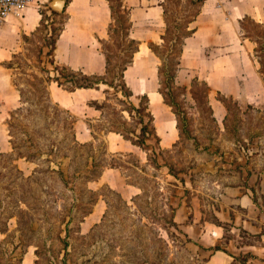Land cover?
Segmentation results:
<instances>
[{
	"label": "rangeland",
	"instance_id": "1",
	"mask_svg": "<svg viewBox=\"0 0 264 264\" xmlns=\"http://www.w3.org/2000/svg\"><path fill=\"white\" fill-rule=\"evenodd\" d=\"M78 1L73 0L64 11L50 6L58 14H53L46 5L41 6L40 9L46 13L48 27L42 26L35 34L26 33V41L21 36L19 55L13 57L14 65L20 64L13 70V81L23 86L29 99L26 105L31 108L30 122L24 120L26 127L35 130L34 136L39 145L44 139L56 138L55 144L62 147L61 151L54 148V155L37 153L35 160L18 157L10 140L8 124L9 110L18 98L8 104L4 92L0 95V225L7 223L9 227L0 241V264H20L21 259H24L23 264H65L64 258L69 264H148L141 263L144 258L159 264H211L208 261L210 251L203 249L211 245V239L206 229L201 238L200 228L207 224H221L226 229H230L232 224L240 227V224L223 217L228 216L229 211L234 215L245 210L240 204H230L226 189L234 184L244 185L243 189L252 186L251 193L260 207L258 209L264 211V86L256 73L258 71L262 77L259 69L264 68L257 54H264V51L261 52L259 43L254 40L264 41V20L260 22L251 16L244 18L246 30L241 28L240 21L237 22L235 26L239 36L231 43L219 40L213 25H210L215 21L204 19L201 15L197 22L189 23L188 26L197 25L199 29L187 40L173 88L169 87L166 76L162 83L159 82L160 59L150 47L152 41L140 40L141 51L134 65L126 71V79L135 90L131 98L133 102L137 103L139 96L148 92L149 110L154 113L160 138L151 136L145 147H141L124 140L114 130L115 124L122 125L121 108L128 103L122 92L110 90L104 116L95 118L98 112L88 106L86 98L100 96V92H70L58 86L56 81L47 82L48 75L62 71L50 62L51 56L45 53L47 46L40 54L51 25L58 30L69 19L76 20L78 17V21L67 26L66 33L70 27L83 28L86 24L82 25V22L91 21L87 31L92 32L90 40L95 37L91 60L99 58L103 46L94 36V28L98 29V38L108 45L113 58L121 51L119 34H110V22L116 21L109 8L102 3L107 1L82 0V6ZM112 1L119 3V0ZM166 1L169 8L167 18L171 25L168 37H171L176 30L175 25L180 27V32L187 29L186 24L194 18L197 5L189 1ZM47 3L50 5V2ZM117 12L126 18L123 8ZM219 14L224 16L222 11ZM164 25L144 16L135 29L165 32ZM133 35H138L137 31ZM68 36L70 42L73 38L78 39L81 45L88 42L87 37H82L81 41L78 37ZM244 36L247 38L243 39ZM251 41L256 42L249 52L254 65L248 57L253 73H250L245 58L239 56L251 47ZM153 42L161 44L160 50L171 57L170 63L173 64L177 54L170 49L171 43L161 38ZM175 42L178 47V42ZM61 43V48L67 49L69 43ZM256 48H259L257 53ZM81 55L82 46L79 51L64 56V60L77 67L82 63ZM224 57L226 59H222ZM45 68H50L51 72ZM242 68L249 71L240 74ZM195 76L205 79L211 87L208 100L217 122L212 120L207 98L200 107L192 96ZM44 86H48L54 101L58 99L61 103L57 102L65 110L53 112L52 103L44 95ZM184 86H187L186 91ZM223 96L228 98V107L220 99ZM165 97L168 100L174 98L184 111L189 122V134H180L176 114ZM45 103L48 105L47 119H44L40 109ZM68 113L75 116L74 128L82 140L79 141L94 143H62V138L65 139L70 130ZM125 126L133 127V124ZM90 133L97 134V138ZM16 139L20 145L25 143L23 133ZM45 145L41 148L45 149ZM94 155L104 164L110 159L121 164L106 166L97 179L85 182L84 170L94 168ZM155 156L160 165L154 163ZM15 164L25 176L31 175L29 180L22 177ZM168 164L178 172L177 176L170 173ZM109 187L120 192L128 205ZM87 188L96 190L98 199L92 206V212L81 220L93 200ZM105 197L110 200L109 206ZM194 205L196 214L201 212L203 216V225L194 228L183 226L192 221ZM105 211H108L107 217L102 223ZM9 213L15 215L7 218ZM173 215L176 224L171 223ZM96 223L100 224L92 230ZM66 225H69V235L66 234ZM90 232L92 236H83ZM237 232L243 237L235 236L233 232L235 242L254 241V236L242 228ZM227 234L230 233L227 231ZM62 239L69 241L67 249ZM216 245L225 246V239Z\"/></svg>",
	"mask_w": 264,
	"mask_h": 264
},
{
	"label": "trees",
	"instance_id": "2",
	"mask_svg": "<svg viewBox=\"0 0 264 264\" xmlns=\"http://www.w3.org/2000/svg\"><path fill=\"white\" fill-rule=\"evenodd\" d=\"M181 1H183V0H181ZM188 1L191 2L192 4L197 5L196 11L194 13V17H195V15H197L199 13V11L201 10V5H202L203 0H188ZM108 2H109L110 9H111L112 18H113V20L116 21V22H114V21L110 22L109 30H110L111 36H113V33L119 34L118 46L121 50L120 53L117 54L115 56V58H113V56L110 54V52L108 50V45L106 46L105 42L103 40H101V38H98V41H100L101 44L103 45L101 49H102V52L104 53L105 58H106V67H105L104 73H87L80 68L75 69L69 65L61 64L56 57L55 49H56L57 40H58V38H59L64 27L61 26L57 30L54 26L51 25L49 35L46 38V42L42 46L40 54L43 52V48L45 46H47L48 49L45 53L51 56L50 62L52 64H54V67L57 70L62 68V71H59V73H57L53 76L51 74L48 75L47 76L48 77L47 82L49 83L52 80L56 81L60 86L66 88V89H69V90H74V89L80 88V87L100 88L101 84L107 85V87L104 89L108 93L107 97L105 99H92L91 101H89V103L91 105H94L96 108L101 110L102 113H101L100 118L104 116L106 106L109 103L108 102V98L110 97L109 90L115 89L116 92H119V91L122 92L123 95L127 98L128 103L123 108H121V119L123 118V120L121 121L122 125H119V124L116 125L115 124L113 126L114 130H116L118 133H120L124 138L132 141L134 144H137L141 147H145V145L147 144V140L149 138H151V136L157 138L158 140L160 139L159 135L157 134V131H156L154 114L152 113L151 110H149L150 99H149V96L147 93H143L139 96V102L134 103L131 100V96L133 95V90L130 87V85L128 84L126 77H125L126 69L133 63L135 53L139 50L140 40L131 36L130 31H131V27H132V19L130 16V8L127 5H125L124 0H119L118 4H115L112 0H108ZM163 5H164V12H165L166 28H165V32L162 34V39H163V41L170 42L171 43L170 49H172V51L177 54L174 61H173V64L170 63L171 57L168 56L165 52H163L162 49L160 50V45H161L160 43H156V42L152 41V42H150V47L156 53L155 55L160 59V63L158 65L159 82L162 83L164 76H166L169 87L173 88V86H176L175 78H176V75H177L179 67H180V62H181V57H182V53H183L185 39L189 35H192L194 30H195L194 27L188 26L189 22H191L194 18L188 20V22L186 24L187 29L184 30L183 32H180L181 31V30H179L180 27L178 25H175L176 30L174 31V33L172 34L171 37H168V34L171 31V28H170L171 25L169 24L168 18H167L169 8L167 5V2H163ZM121 8L124 9V11L126 13V18H124L121 14H118L117 11H118V9H121ZM40 12L42 14L40 24L31 33L35 34L37 31L41 30L42 26H45L46 28L48 27L45 23V21L47 20L46 13L44 11H42L41 9H40ZM51 12L53 14L59 13L56 10H54L53 8H51ZM247 17L249 18L250 16L246 15L239 20L241 28H243L245 30H246V27L244 24V18H247ZM245 36H248V35H245ZM22 37H23L24 41H26L28 38V34L23 33ZM254 40L257 43H259L261 52L264 51V41H261L258 38H255ZM175 41L178 42V47H176L174 45ZM258 50H259V48L255 49L256 53L258 52ZM17 53H15L13 57L19 55ZM257 56H258L259 61L261 63V67L264 68V54L259 53V54H257ZM113 60H115V63H113ZM14 63H15L14 58H12L8 62V66L12 67L13 70L20 66V64L14 65ZM173 65H174V67H173ZM45 69L48 72H51L50 68H45ZM263 70L261 68L259 69V71L262 73V79L264 81V73H263L264 71ZM13 73H14V71H13ZM14 83L16 84V87L19 90L20 104L17 107H15L13 110L10 111L11 116L8 120V124H9V134L11 136L10 140L12 142L13 148L17 152L16 153L17 156L18 157H22V156L24 157L25 156L29 160H35L36 159L35 155L37 153L42 152V153H46L48 155H51V154L54 155V151H55L54 148H56L58 151H61L62 147L55 144L56 138L49 137L48 140L44 139L41 142H39L42 144L39 145L37 143V140L34 136L35 130L34 129L29 130L26 127V122L27 123L30 122L29 113L31 112V108L26 105V103L29 102V99L27 98V96L25 94L23 86H20L17 83V81H15V80H14ZM199 83H201L203 86H200ZM48 86H44V90L46 92L44 95L52 103V108L54 109L53 112H56L57 110H65L62 108V106L60 105L59 102L54 101L52 94H51V91L48 90L49 89ZM184 87H185V91H186L187 86H184ZM40 88H42V87H40ZM210 90H211V87L205 79H200L199 76H195L193 78L192 88H191V93H192L193 98L197 101V104L200 107L203 105V103H205V99L207 98V105L211 111L212 120L214 122H217V118L214 115L213 107H212L210 101L208 100ZM173 96L175 97V95H173ZM220 99L227 107L229 106V104L227 102L228 98L226 96H223ZM165 101L172 106V111L176 114L177 127L179 129L180 134H184L185 132H186V134H189V130H190V128L188 127L189 122L187 121V116L183 113L184 111L181 110V107L179 105H177L174 98H172V100H168V98L165 97ZM47 108H48V105L46 103L43 106H40L41 113L45 116L44 119H47L46 118L47 117V110H46ZM124 111H126L127 114ZM68 114L70 117L68 129H70V130L68 131L69 132L68 136H66L65 139L62 138V143L67 144V145H71L72 142L75 144H82V145L94 143V141H89V142H80L79 141V139L76 136V131L74 128L75 116H73L70 113H68ZM64 117L67 118V116H64ZM131 124H133V127L125 126V125H131ZM109 130H111V129H109ZM20 133H23L25 135V143H23V145L18 144L17 139H16ZM93 135L95 138H97V134L93 133ZM41 145H43V146L45 145V149H42L43 147L41 148ZM22 147H25L26 150L22 151L21 150ZM105 153H106V151H105ZM148 157L152 158V156L151 155L149 156V154H148ZM153 161H154V163H156V165H160L158 162V158L156 156L153 158ZM92 163H93L94 168H92L90 170L89 169L84 170L85 182H88L89 180H92V179H97L102 172V168H104L106 166H119L121 164L119 161H117V160L113 161L111 159L108 160L104 164L100 160H98L97 156H95V155H94V159H93ZM15 166L17 167L19 172L22 174L23 178H25L27 180L30 179L31 175L25 176L24 171L20 167H18V165L15 164ZM96 167H100L101 169H96ZM172 169H173V167L171 165L170 166V173L177 176L178 172H176L175 170H172ZM81 170L82 169H77V171H81ZM59 172L62 173V170H59ZM181 179H183V178H181ZM129 182H131V181H129ZM131 183H133V182H131ZM249 187L253 189L252 186H249ZM87 189L89 190L90 194L93 195V200L91 202L92 204L89 207V209L86 210L84 215L81 217V220L84 219L85 215L92 212V206L94 205V203H96V201L98 199V193L96 192V190H92L90 188H87ZM110 189H112V188H110ZM142 189H144V186H142ZM112 190L115 191L114 189H112ZM115 192L120 197V199H122L120 192H117V191H115ZM137 195L139 196V194H137ZM105 199H106V202L109 206L110 200L107 197H105ZM122 200H123L124 204L128 205L126 199H122ZM172 208L175 210L174 206ZM107 212L108 211H105L103 214V217L101 219L102 223L105 221V219L107 217ZM7 215H8L7 218H9L15 214L9 213ZM69 222L70 221H68L67 223H69ZM171 223H173V224L177 223L175 218H174V215L172 216ZM99 224L100 223H96L91 229L92 230L95 229V227ZM8 229H9V227H8L7 223H5V225H0V231L1 232L5 233L8 231ZM91 233L92 232H90L89 234H85L83 236L84 237L89 236V235H91ZM66 234L69 235V225H66ZM62 240L64 242V248L67 249V247L69 245V241L67 239H62ZM213 247L214 248H220L219 245H215ZM37 252L39 253V251H37ZM64 262H65V264H69L67 262L66 258H64ZM145 262H147L148 264H159L158 262H150V261H148V259H145V258L141 260V263H145Z\"/></svg>",
	"mask_w": 264,
	"mask_h": 264
},
{
	"label": "crops",
	"instance_id": "3",
	"mask_svg": "<svg viewBox=\"0 0 264 264\" xmlns=\"http://www.w3.org/2000/svg\"><path fill=\"white\" fill-rule=\"evenodd\" d=\"M72 1L73 0L66 1L64 10L66 9V7L70 5ZM93 1L94 0L92 1L89 0V2H93ZM106 1L107 3L105 1H103L102 3H104L109 8V12H110L111 9L108 0ZM183 1H188V0H183ZM47 2H50V5ZM78 2L81 3V6L83 5L82 0H79ZM163 2H167V1L166 0H124L125 5H127L130 8V16L132 19V27L130 33L132 37L138 40L148 39L150 41L157 40V38L162 39V34L164 33V31L161 32L160 30L157 31L154 29H148V31H145L144 29L137 30V28L135 29V26L137 25L138 21L142 20L143 17L145 16V18L147 17L149 18L150 21L151 20L155 21L157 24L164 23L165 24L164 28H166ZM44 5L48 7V10H51L52 7L51 0H31L29 3H27L25 6L21 8H13L8 13L6 18L0 21V88L2 87V89H0V95H2L1 92H4L5 95L4 97H6L5 102L8 104L14 101L16 98H18V102L9 110V112L20 104V94L12 78L13 68L8 66V62L13 58L14 54L18 52L19 46L22 45V39H21L22 34L31 33L40 24V20L42 17V14L40 12V7ZM221 11L224 13V16H221L219 14V12L221 13ZM227 12L229 13V15L227 14ZM201 15L203 16L204 19L215 21L212 23L210 22V25H213L214 32H216V35L220 37L219 40L221 42L231 43L234 41L236 36L237 37L239 36L235 25L237 22L239 23V20L241 18L248 15L260 22L264 20V0H203L201 5V10L197 15H195L194 19L189 23L197 22L198 18ZM227 17L229 19H227ZM78 20L79 19L77 17L76 20L69 19L66 22L64 29L62 30L56 43V49H55L56 57L61 64H66L77 69L80 68L87 73H104L106 67V58L104 53L101 51L102 53L100 54L99 58L91 60V58H93L92 51L95 40V37L94 39L90 40L91 38L90 36L92 35V32H87L89 30L88 26L92 24L91 21L82 22V25L84 23L86 24V26H84L83 28L70 27L67 30V32L64 33L65 30L67 29V26L70 23ZM207 22L209 24V21ZM220 22L222 23L219 24ZM192 27H194L195 30L192 35L186 37L182 56L186 51L187 40L189 38H192L199 29L197 25H194ZM97 31L98 29L95 30L94 28L93 34L94 36H97L98 39ZM136 31L138 35H133ZM68 35H72L73 37H78L81 41H82V37H87L88 42H85L84 45H81L78 39L75 40L76 38H73L74 40H72V42L64 41L69 44L67 45V49L65 48L63 49L61 48V44H62L61 42H63L64 38L67 37ZM246 38L247 37L245 36L243 37V39ZM251 42H252L251 47L249 49L246 48L247 50L245 51V54L241 52L242 54L240 53L239 56H243L245 58V60L248 63L247 67H249L250 73L251 72L253 73V71L251 70L249 59L251 60L252 65L254 64L252 62L249 52L251 49H254V47L256 46V42L255 41H251ZM80 46H82V55H81L82 63L80 65L78 64L79 66L74 67L70 61L68 62L64 60V56H68L69 53L72 54L76 50L79 51ZM141 48L135 53L134 61L130 66L134 65V63L136 62L135 58L138 55V53L141 51ZM230 57L232 58L234 57V55ZM222 59H226V57ZM128 68L126 69V71L128 70ZM249 70L248 68L245 69L242 68V70L239 73L243 74V71L248 72ZM126 71H125V77H126ZM256 73L260 78V81L262 83L261 85L264 86V81L262 77L258 74V71H256ZM246 80H245V86H247ZM231 84L233 86V83ZM57 85L60 86L59 84ZM106 87L107 86H101L100 88L80 87L74 90H69L65 88L63 89L70 92H76L79 90L85 91L86 93L93 90L100 92L101 93L100 96H92L86 98V102L88 106L90 108H93V110H95L96 112H98L95 118H100L102 113L101 110L96 108L94 105H91L89 101H91L92 99H105L108 94L104 90ZM130 87L132 88L134 95L135 90L133 86ZM56 100L59 101L58 99ZM90 134L92 135V133ZM76 136L80 141H82L78 135L77 130H76ZM121 137L123 138L122 135ZM123 139L126 141H130L129 139L126 138ZM130 142L134 144L132 141ZM243 186L244 185L241 184L231 185L226 189V192L229 194L227 197H229L230 204H235V203L240 204L241 207L245 208V210L242 212H236L235 213L236 215L235 214L232 215L231 214L232 212L229 211L228 216L223 217L225 219L234 221V224H240V227L234 226L232 224V226L230 225L231 226L230 229H226V227L221 224L219 225L207 224L204 225L202 228H200L199 235L201 236V238L203 237V232H205L206 229V231L209 234V239H211V245L203 247V249L210 251V253L208 254V261L211 264H264V211L258 209L260 207L252 196L251 188L248 186L247 189H243L242 188ZM193 209H194L193 210L194 215L192 221L189 222L190 224L184 223L183 226L191 225V228H194L203 225L201 222V220L203 219L201 212L199 214H196L197 212L195 205ZM219 213L220 212L218 211L217 214L219 215L220 219H222V216H220L221 214ZM180 221H182V219ZM199 222L201 223L199 224ZM240 228H242L248 234L254 236V241L242 240L241 242H239L240 241L239 240L235 242L236 241L235 236L243 237L242 234L241 236L237 232ZM186 231L189 230L186 229ZM227 231L230 234H227ZM233 232L235 233V236ZM4 234L5 233L0 231V241ZM226 237L228 238V240H226ZM223 238L226 241V245L223 246L224 248L212 247L218 243L220 244ZM238 255H241L243 257L239 258ZM23 260L24 259H21L20 264H23Z\"/></svg>",
	"mask_w": 264,
	"mask_h": 264
},
{
	"label": "built area",
	"instance_id": "4",
	"mask_svg": "<svg viewBox=\"0 0 264 264\" xmlns=\"http://www.w3.org/2000/svg\"><path fill=\"white\" fill-rule=\"evenodd\" d=\"M31 0H0V21L4 20L13 8H21Z\"/></svg>",
	"mask_w": 264,
	"mask_h": 264
},
{
	"label": "water",
	"instance_id": "5",
	"mask_svg": "<svg viewBox=\"0 0 264 264\" xmlns=\"http://www.w3.org/2000/svg\"><path fill=\"white\" fill-rule=\"evenodd\" d=\"M66 1L67 0H51V6L58 11H64Z\"/></svg>",
	"mask_w": 264,
	"mask_h": 264
},
{
	"label": "bare ground",
	"instance_id": "6",
	"mask_svg": "<svg viewBox=\"0 0 264 264\" xmlns=\"http://www.w3.org/2000/svg\"><path fill=\"white\" fill-rule=\"evenodd\" d=\"M88 15H89V14H88ZM72 37H73V36H72ZM69 38H70V37L67 36V37L65 38V40H63V41H70ZM85 38H86V37H85ZM151 90H152V89L150 88V91H151ZM152 98L155 99V95H153Z\"/></svg>",
	"mask_w": 264,
	"mask_h": 264
}]
</instances>
